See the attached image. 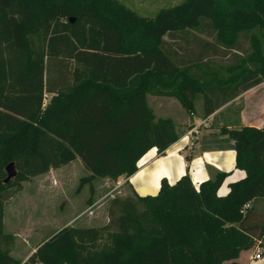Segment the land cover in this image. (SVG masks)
I'll use <instances>...</instances> for the list:
<instances>
[{
	"label": "trees",
	"instance_id": "16d2710c",
	"mask_svg": "<svg viewBox=\"0 0 264 264\" xmlns=\"http://www.w3.org/2000/svg\"><path fill=\"white\" fill-rule=\"evenodd\" d=\"M263 81L264 0H185L153 19L115 0H0V264H236L264 253V213L249 205L264 196V125L220 128L245 172L225 195L226 172L198 188L188 173L163 178L156 195L112 198L105 225L63 226L23 262L2 247L13 242L4 204L22 182L76 159L88 172L78 190L128 178L149 149L178 139L148 94L188 112L201 94L207 116ZM102 233L109 243L96 249Z\"/></svg>",
	"mask_w": 264,
	"mask_h": 264
},
{
	"label": "rangeland",
	"instance_id": "374dc122",
	"mask_svg": "<svg viewBox=\"0 0 264 264\" xmlns=\"http://www.w3.org/2000/svg\"><path fill=\"white\" fill-rule=\"evenodd\" d=\"M117 3L134 11L145 19H153L161 10L175 7L185 0H115ZM73 21L75 18H72ZM149 95V94H148ZM244 100L250 103L246 105ZM46 102V101H44ZM201 94L195 96V107L192 112L184 111L197 117H203L201 111ZM264 103V81L261 85L242 95L237 108H253ZM199 109V110H198ZM240 110V109H239ZM196 134H192L194 137ZM194 138H190V142ZM67 163L54 168L59 182L52 173L35 176L21 183L22 189L4 204V232L13 236V242L4 244L10 254L23 262L50 235L61 229L65 224L82 227H101L108 222L107 210L112 198L131 196L124 176L100 179L85 184L77 189L80 178L88 175L80 163ZM52 175V176H51ZM51 176V177H50ZM46 178H51L50 182ZM92 190V191H91ZM91 199V204L88 199ZM93 205L90 209L89 206ZM5 220V223H4ZM109 243L105 234H101L96 249Z\"/></svg>",
	"mask_w": 264,
	"mask_h": 264
},
{
	"label": "crops",
	"instance_id": "0c3cea01",
	"mask_svg": "<svg viewBox=\"0 0 264 264\" xmlns=\"http://www.w3.org/2000/svg\"><path fill=\"white\" fill-rule=\"evenodd\" d=\"M260 85L261 83L246 90L220 106L210 115L205 116L203 114V117L194 116L193 113L191 115L187 114L173 97L147 95V103L155 118H167L175 123L178 139L166 148L163 154H158L157 149L152 147L140 157L136 163L137 171L125 179L131 196L134 194L139 196L156 195L163 178L172 184L186 173L189 174L194 187L198 188L200 183L208 179H214L219 172L227 173L218 189L219 195H225L228 191L229 183L242 179L245 176V172L235 167L233 141L227 135L221 134L219 130L222 126L236 128L245 125L254 127L264 125L263 102H254L255 105L259 104L257 108L242 107L239 110L236 106L240 102L242 95L257 89ZM52 95L53 93L45 92L44 101L47 102ZM244 103L248 105L250 102L244 100ZM200 108L202 111V102ZM194 127L197 128V133L192 143H189L192 136L189 131ZM76 162L83 167L78 159L72 161V163ZM47 173H52L53 177H51L52 175L50 177L58 182L60 181L54 168L44 174ZM51 178L46 179L50 182ZM97 181V178L93 180L94 183ZM249 205L255 210L264 213V196L254 198ZM92 206L90 205L89 209ZM66 225L71 224L67 223L64 226ZM256 248L241 252L234 262L236 264H264L263 252L261 259L252 258ZM232 263L233 261H225L223 264Z\"/></svg>",
	"mask_w": 264,
	"mask_h": 264
},
{
	"label": "water",
	"instance_id": "95a60500",
	"mask_svg": "<svg viewBox=\"0 0 264 264\" xmlns=\"http://www.w3.org/2000/svg\"><path fill=\"white\" fill-rule=\"evenodd\" d=\"M73 21V19L71 20ZM7 176L4 180L5 183L9 182L13 177L16 175V170L14 167V164L12 162L8 163L7 166L5 167Z\"/></svg>",
	"mask_w": 264,
	"mask_h": 264
},
{
	"label": "built area",
	"instance_id": "2783aa9c",
	"mask_svg": "<svg viewBox=\"0 0 264 264\" xmlns=\"http://www.w3.org/2000/svg\"><path fill=\"white\" fill-rule=\"evenodd\" d=\"M189 133L192 135L193 133L194 134H196L197 133V128H193V129H191L190 131H189ZM192 138H194L193 136H191ZM245 207H248V204H246L245 205ZM262 248L261 247H257L256 248V251H255V253H254V255H253V259H261L262 258Z\"/></svg>",
	"mask_w": 264,
	"mask_h": 264
}]
</instances>
